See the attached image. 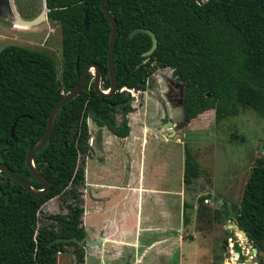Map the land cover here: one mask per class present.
I'll use <instances>...</instances> for the list:
<instances>
[{
    "label": "trees",
    "instance_id": "trees-1",
    "mask_svg": "<svg viewBox=\"0 0 264 264\" xmlns=\"http://www.w3.org/2000/svg\"><path fill=\"white\" fill-rule=\"evenodd\" d=\"M44 4L46 18L60 30L59 75L43 51L13 44L0 49V164L35 189L41 185L25 166L24 156L41 136L51 106L73 88L89 63L101 70L100 88L109 86L110 26L99 0H44ZM105 6L117 25L112 58L117 89L109 97L96 94L88 72L81 92L56 110L47 142L32 156L34 168L49 180L42 196H31L0 172V264H56V255L65 246L72 247L74 264H81L83 248L74 242L48 244L56 237L80 239L85 234L78 196L84 169L78 158L88 147L86 119L125 137L126 115L132 110V96L125 89L139 86L143 90L153 65L170 68L181 83L186 122L208 109L217 120L235 116L239 109L264 114V0H105ZM135 27L149 29L156 38L147 56L142 55L150 46L147 34L127 37ZM198 173L199 166L185 147L182 183L190 184ZM62 194L71 197L65 204L66 214H52L50 222L38 224L42 204ZM221 208L223 217L232 220L251 247L261 251L264 156L251 166L232 214L226 202H221ZM232 250L239 255L235 241Z\"/></svg>",
    "mask_w": 264,
    "mask_h": 264
},
{
    "label": "rangeland",
    "instance_id": "rangeland-1",
    "mask_svg": "<svg viewBox=\"0 0 264 264\" xmlns=\"http://www.w3.org/2000/svg\"><path fill=\"white\" fill-rule=\"evenodd\" d=\"M41 8L42 0H0V15L10 20L14 15L26 20L33 19ZM12 26L14 28L0 22V49L13 44L43 51L51 57L59 75L61 57L58 24L44 18L29 26ZM129 93L132 96L130 104L136 99L140 107L129 112L127 125L136 128L141 122V125L155 126L150 129L157 132L161 139H168L160 142L149 138L146 145L147 148L152 147L159 151L164 157L165 186L174 190L178 188V175L182 171L185 147L199 166L198 176L190 184L184 185L182 199L183 213L188 219L182 225V236L187 238L192 234L196 235L198 243L204 249L199 264H263L261 251L255 250L253 254V248L247 239L238 238L234 230L228 227L232 220L223 217L221 202L228 204L232 214L251 166L257 158L264 156L260 150L264 146V114H257L250 109H239L235 116L217 120L213 110L208 109L186 122L181 102L182 85L172 76L171 69L165 66L152 70L143 90L134 92L129 89ZM119 119L120 115L117 113L116 121ZM86 122L89 123L92 133L88 144L92 142V146L79 156L78 161L83 166L88 161L89 168L98 164L102 157L98 152L99 142L96 140L99 133L94 130V123L89 117ZM164 123L167 126L162 128ZM120 142L118 139L117 143ZM118 151L119 154L107 157L104 171L106 174L115 175L117 180H124L127 175L126 153L124 149ZM139 156L138 144L133 158L137 161ZM132 172L137 173L136 165L132 166ZM115 178L112 182H117ZM102 187V190L113 188L106 185ZM81 191L82 188L79 187V198ZM113 195L117 197V191ZM69 201L71 197L68 194L46 201L37 213L38 224L50 222L49 216L52 214H66L65 204ZM188 223L192 224V228L188 227ZM234 241L239 246V255L232 250ZM262 250L264 256V241ZM62 253L69 258L68 264H74L71 246H65ZM59 258L58 256L56 264H59Z\"/></svg>",
    "mask_w": 264,
    "mask_h": 264
},
{
    "label": "crops",
    "instance_id": "crops-1",
    "mask_svg": "<svg viewBox=\"0 0 264 264\" xmlns=\"http://www.w3.org/2000/svg\"><path fill=\"white\" fill-rule=\"evenodd\" d=\"M0 22L14 28L12 19L0 15ZM135 103L136 99L131 104L132 111L140 107L138 100L137 105ZM87 125L91 138L89 123ZM150 128L148 124L139 122L136 128L128 126L127 135L119 138L94 124V130L99 133L95 139L99 142L98 152L102 159L89 168L88 161L84 163L80 220L85 234L96 240V244L82 246L81 264H199L204 249L196 235L182 236V225L188 222L183 213L184 184L179 179L183 161L178 188L166 187L164 157L146 145L149 138L160 142L168 139H161ZM118 139L120 143H117ZM138 144L140 156L136 161L133 155ZM90 145L92 142H89L87 150ZM122 149L126 153L127 175L124 180H117L115 175L106 174L104 164L108 156L119 154L118 150ZM134 165L136 174L132 172ZM114 178L117 182H112ZM103 185L113 188L102 190ZM114 191H117V197H113ZM191 225L188 223L189 228ZM62 252L57 253L56 260L59 256V264H68L70 260ZM261 253L264 264L263 250Z\"/></svg>",
    "mask_w": 264,
    "mask_h": 264
},
{
    "label": "water",
    "instance_id": "water-1",
    "mask_svg": "<svg viewBox=\"0 0 264 264\" xmlns=\"http://www.w3.org/2000/svg\"><path fill=\"white\" fill-rule=\"evenodd\" d=\"M202 1L203 0H197V3H201ZM99 7H100L101 11L104 13V15H105V17L109 23V26H110V31H109V36H108L107 52H106V66H107L106 72H107V77L109 80L108 88L106 90H102L100 88L101 70L98 67V65H96L95 63H89L78 74L77 82L73 86V88H71L69 91H67L65 93H62L60 95V97L51 106L50 111H49L47 118H46L44 130H43L41 136L27 150V152L24 156V164L28 168L33 179L41 185L40 189L32 188L25 180H23L22 178L18 177L16 174H14L8 167L4 166L3 164H0V172L1 171L4 172L7 175V177H9L13 182L21 185L33 197L38 198V197L42 196L48 190V187H49V180L44 178L34 168L33 163H32V156L41 147H43V145L47 142V140L50 136V133H51L54 115L56 113V110L59 108V106L68 102L69 100H71L72 98H74L75 96H77L81 92V90L84 87L85 78H86V75L88 72L92 76L91 86H92L93 91L102 97L111 96L116 91L117 86L119 84V81L116 79L114 69H113V63H112L113 47H114V41H115L116 32H117L116 21H115L114 17L110 14V12L107 10V8L105 6V0H99ZM47 11H48V9L45 7L44 0H42L41 11H40L39 15H37L35 18L26 20V19L20 18L17 15H14V17L12 18V22L14 24L29 26L31 24L36 23L40 19L46 18V12ZM86 21H87V18H86V15L84 14V17H83L84 26L86 25ZM138 32L145 33L150 38L149 48L142 53L143 56H147L154 50V48L156 46V38H155L152 31H150L147 28H142V27H135V28L131 29L128 32L127 37L130 38L135 33H138ZM163 67L164 66L161 64L153 65V69L163 68ZM125 90L129 91L128 89H125ZM132 90L135 92V91H139L141 89L139 86H135L134 88H132ZM166 126H167V124L164 123L161 127L165 128ZM10 135L12 136L11 131H10ZM179 135H181V134H179ZM1 144L2 143L0 141V147H1ZM260 150H261L262 154L264 155V146H262ZM228 227L229 228L231 227L235 233L240 234V236H242L243 239H246V235L244 234V232L241 229H239L234 222H232ZM58 242H64V243L74 242L79 247H82L84 244H88V245L96 244V240H92L86 234H84L82 236V238H80V239H75L74 237H65V238L56 237L51 242H49L48 245H50L51 243H58ZM252 251L254 254L255 249L253 248ZM248 258L250 259L251 257H248ZM239 264H245V263H239Z\"/></svg>",
    "mask_w": 264,
    "mask_h": 264
},
{
    "label": "flooded vegetation",
    "instance_id": "flooded-vegetation-1",
    "mask_svg": "<svg viewBox=\"0 0 264 264\" xmlns=\"http://www.w3.org/2000/svg\"><path fill=\"white\" fill-rule=\"evenodd\" d=\"M40 11H41V10H40ZM40 11L36 14V16L39 15ZM181 102H182V101H181Z\"/></svg>",
    "mask_w": 264,
    "mask_h": 264
}]
</instances>
